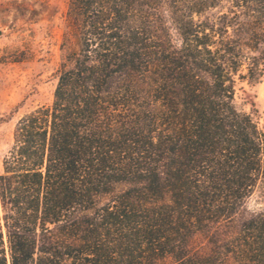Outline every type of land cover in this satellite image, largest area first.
<instances>
[{
  "label": "trees",
  "instance_id": "16d2710c",
  "mask_svg": "<svg viewBox=\"0 0 264 264\" xmlns=\"http://www.w3.org/2000/svg\"><path fill=\"white\" fill-rule=\"evenodd\" d=\"M52 101L0 167V264H264V0H68Z\"/></svg>",
  "mask_w": 264,
  "mask_h": 264
},
{
  "label": "rangeland",
  "instance_id": "374dc122",
  "mask_svg": "<svg viewBox=\"0 0 264 264\" xmlns=\"http://www.w3.org/2000/svg\"><path fill=\"white\" fill-rule=\"evenodd\" d=\"M67 6L68 0H0V167L18 119L52 101ZM241 86L238 103L255 107L264 127V80Z\"/></svg>",
  "mask_w": 264,
  "mask_h": 264
}]
</instances>
